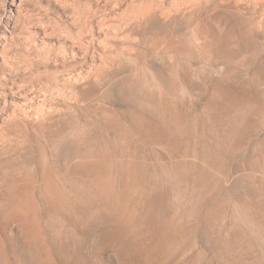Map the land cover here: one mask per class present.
Listing matches in <instances>:
<instances>
[{"label": "rangeland", "instance_id": "rangeland-1", "mask_svg": "<svg viewBox=\"0 0 264 264\" xmlns=\"http://www.w3.org/2000/svg\"><path fill=\"white\" fill-rule=\"evenodd\" d=\"M262 162L264 0H0V264H264Z\"/></svg>", "mask_w": 264, "mask_h": 264}, {"label": "bare ground", "instance_id": "bare-ground-1", "mask_svg": "<svg viewBox=\"0 0 264 264\" xmlns=\"http://www.w3.org/2000/svg\"><path fill=\"white\" fill-rule=\"evenodd\" d=\"M259 4H257V3H255V2H253L252 4H250V8L249 9H254V8H256L257 6H258ZM237 7V6H236ZM235 7V8H236ZM225 10V9H224ZM238 10H240V9H238ZM226 11V10H225ZM230 11V10H229ZM233 11V10H232ZM231 12V11H230ZM233 12H236V10L235 11H233ZM223 18V17H222ZM221 18V19H222ZM219 20H220V17H219ZM223 21V20H222ZM228 24H227V28H228V32L230 33V32H232L233 30H232V27H231V22H227ZM220 24V23H219ZM221 25V24H220ZM224 26L226 25V24H223ZM224 26H223V29H224ZM226 29V28H225ZM224 29V30H225ZM226 94H227V92H225ZM232 94H234V92L233 93H231V95ZM228 95L229 96H231L229 93H228ZM228 95H226V96H228ZM235 95V94H234ZM237 95V94H236ZM223 96H225L224 95V93H223ZM228 96V97H229ZM233 96V95H232ZM238 96V95H237ZM236 96V97H237ZM226 98V97H225ZM225 98H224V100H225ZM230 98V97H229ZM239 99H241L240 97H239ZM229 100H231V98L230 99H228V101ZM232 101H235V99H234V97H233V99H232ZM237 101V100H236ZM235 101V102H236ZM241 101H242V99H241ZM239 102V101H238ZM238 102H236V103H238ZM223 103H224V101H223ZM225 103H227L228 104V102L227 101H225ZM232 103V102H231ZM234 103V102H233ZM247 103H249V102H247ZM227 104H225V105H227ZM235 104V103H234ZM223 105V104H222ZM237 105H239V104H237ZM249 105V107H250V104H248ZM256 105H257V103H256ZM228 106H230L229 104H228ZM233 105H231V107H232ZM243 106V104L240 106L241 108H243L242 107ZM246 106H247V104H246ZM252 106V105H251ZM230 107V108H231ZM235 107H236V104H235ZM239 107V108H240ZM223 108V107H222ZM225 108H227V106L225 107ZM233 108V107H232ZM238 108V109H239ZM239 109L240 111L242 110V111H245V110H243V109ZM221 109V108H220ZM245 109V108H244ZM249 109V108H248ZM247 109V107H246V110H248ZM253 109V108H252ZM252 109H250V110H252ZM222 110V109H221ZM232 111H233V109H231ZM235 110H236V108L234 109V112H235ZM238 110V111H239ZM237 111V110H236ZM237 111V113L239 114V112ZM227 112V111H226ZM250 112V111H249ZM232 112H230L229 114H231ZM242 114H243V112H241ZM252 113V112H251ZM225 114V113H224ZM227 114V113H226ZM244 114H246V113H244ZM249 115H251L250 113H248ZM248 114H246L247 116H248ZM235 115H237V114H235ZM235 115H234V117H235ZM221 116V115H220ZM219 116V117H220ZM231 116V115H230ZM239 116V115H238ZM241 116V115H240ZM240 116H239V118H240ZM244 116V115H243ZM249 117V116H248ZM248 117H246V118H248ZM227 118H229L228 116H227ZM236 119H237V117H235V118H233L232 120H227L226 122H224L225 120L223 119V118H220L219 119V121H218V126H217V130H218V128H219V133H217V138H215V141H214V145H216V147H218V150H216L217 151V156L219 157V159L221 160V163L222 164H224V165H227V164H229L234 158H235V155H237V151L240 149V147H239V143H240V140H242V138H241V135L239 134V131H241L242 132V130H236V128L238 127V121L236 122ZM242 119H244L245 121H246V119L245 118H242V116H241V120ZM240 120V121H241ZM248 120V119H247ZM249 121V120H248ZM248 121H246V123L248 122ZM226 123V124H225ZM215 124V123H214ZM242 125V128H245V127H247V124H246V126H245V122L244 121H242V123H241ZM229 125V128H228V130H224L222 127H226V126H228ZM214 128H215V126H214ZM239 128H241V127H239ZM248 128H250V127H248ZM251 129V128H250ZM216 130V131H217ZM244 130V129H243ZM245 130H247V129H245ZM249 130V129H248ZM248 130H247V132H248ZM212 132V131H211ZM244 132V131H243ZM246 132V131H245ZM252 132V131H251ZM250 132V133H251ZM213 133H214V131H213ZM212 133V134H213ZM212 134H211V136H212ZM242 134V133H241ZM244 134H247V133H244ZM249 134V133H248ZM245 138H247V137H244V139ZM212 140V139H211ZM244 141V140H243ZM242 142V141H241ZM242 144V143H241ZM240 144V145H241ZM243 146V145H242ZM211 148V147H210ZM213 148V147H212ZM211 150V149H210ZM213 151V150H212ZM216 151H215V153H216ZM241 151V150H240ZM240 154V153H239ZM216 157V156H215ZM262 160V159H261ZM259 161V160H258ZM263 163V162H262ZM255 164V163H254ZM261 164V163H260ZM259 164V165H260ZM262 165V164H261ZM261 167H263L264 168V163H263V165L261 166ZM260 167V168H261ZM262 168V169H263ZM258 169V168H257ZM163 170V169H162ZM167 170V169H166ZM264 170V169H263ZM224 172V171H223ZM173 173V172H172ZM262 173V172H261ZM162 175V174H161ZM164 175V174H163ZM242 175V174H241ZM244 175H245V173H244ZM165 176V175H164ZM168 176H169V174H168ZM173 176V175H172ZM262 181H264V179H261ZM247 181H245V179H244V176H240L239 177V182H238V184L236 185V195H237V197H238V203L236 204H234L235 205V211H234V213L231 215L232 216V219H233V221H234V225L235 224H237V226H238V228L240 229V230H243L245 227L247 228V231L249 232V234L256 240V241H258L259 243H262V244H264V226H262V227H260L259 226V223H258V228L255 226V223H254V220L258 217H256V215L259 213V212H257L256 213V215H255V217H254V215H253V210L258 206L259 207V209H260V213L259 214H264V204L263 205H260V204H258V202H254V200H253V196H251L250 195V193L248 192V187H247V183H246ZM228 177H227V175L226 174H224V176L223 177H221V182H220V185L223 187V185H224V198H223V201L222 202H226V203H230L231 202V199H232V196H233V192H234V190H233V186L229 189V187H228ZM236 183V182H235ZM253 183V182H252ZM260 183V182H259ZM206 184V183H205ZM204 184V185H205ZM261 184V183H260ZM202 186V188L199 190V192L198 193H196V200L195 201H193V203H192V205H191V208H190V210L192 209V213L193 214H195V213H197L198 211H199V209L201 208V210L203 209V205H205V203H206V198H207V195L209 194V192H210V190H211V188H209L207 185H205V188L203 187V184H201ZM213 185H215V184H213ZM174 186V185H173ZM213 187V186H212ZM254 187V186H253ZM260 188H261V190L263 191V193H264V184L262 185H260L259 186ZM259 190V189H258ZM258 192V191H257ZM261 192V191H260ZM252 193V192H251ZM235 195V194H234ZM264 195V194H263ZM263 198V197H262ZM261 199V198H260ZM259 199V200H260ZM234 200H236V198L234 199ZM263 200H264V198H263ZM260 201H262V200H260ZM260 201H259V203H260ZM262 203V202H261ZM263 203H264V201H263ZM258 209V210H259ZM233 210V209H232ZM257 210L255 209V212H256ZM201 212V211H200ZM254 212V213H255ZM232 213V212H231ZM190 215V214H189ZM198 215H199V213H198ZM194 217V216H193ZM255 218V219H254ZM261 218L263 219V217L261 216ZM259 219V218H258ZM257 221H259V220H257ZM263 223H264V221H263ZM264 225V224H263ZM237 226H236V228H237ZM245 228V229H246ZM240 230L238 231V232H240ZM245 232V231H244ZM242 237V236H241ZM243 238V237H242ZM239 241V240H238ZM255 241V242H256ZM262 247H263V245H262Z\"/></svg>", "mask_w": 264, "mask_h": 264}]
</instances>
